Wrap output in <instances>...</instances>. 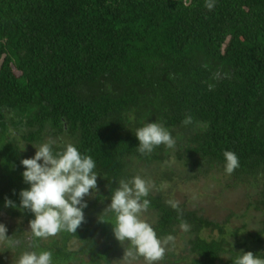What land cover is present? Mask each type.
<instances>
[{
	"label": "trees",
	"instance_id": "obj_1",
	"mask_svg": "<svg viewBox=\"0 0 264 264\" xmlns=\"http://www.w3.org/2000/svg\"><path fill=\"white\" fill-rule=\"evenodd\" d=\"M206 2L0 0V213L20 218L0 245V264H15L33 243V215L18 210L29 187L21 161L46 141L54 151L74 144L98 173L76 232L35 241L53 264H126L127 242L115 239L107 207L119 181L134 175L153 184L142 218L175 238L158 264L264 256V0H214L210 10ZM145 121L163 123L176 146L139 153L134 133ZM226 150L239 158L231 174ZM200 178L243 193L245 210L263 216L258 229L230 227L233 211L205 217L169 193L178 179Z\"/></svg>",
	"mask_w": 264,
	"mask_h": 264
},
{
	"label": "clouds",
	"instance_id": "obj_2",
	"mask_svg": "<svg viewBox=\"0 0 264 264\" xmlns=\"http://www.w3.org/2000/svg\"><path fill=\"white\" fill-rule=\"evenodd\" d=\"M187 3V0H185ZM214 0H207L206 7L210 10ZM193 123L188 115L182 121L184 126ZM138 141L137 151L150 154L160 145L168 149L176 146L172 132L161 122L145 121L135 130ZM31 158L21 161L24 171L23 180L27 189L19 192L18 210H28L33 218L29 221V230L33 243L23 250L15 264H53V253L41 249L37 240L54 237L62 231L75 233L84 221L83 209L87 207L84 197L90 190H96L98 173L97 165L89 155L81 153L72 143L64 144L59 151H54L53 142L46 141L35 148ZM224 170L231 174L239 167V158L232 151H224ZM153 184L150 180L134 175L121 179L118 186L111 191L107 211L114 214L112 225L117 241L127 245L124 250L126 264L143 257L145 264H158L164 258L167 246L174 242V237L168 235L161 238L153 226L143 219V213L149 208L147 199ZM175 209L178 204L170 202ZM5 207L17 208L10 199H5ZM184 232L190 230L187 222L180 225ZM7 228L0 223V240H9ZM10 241V246H15ZM233 264H264V256L251 251H240Z\"/></svg>",
	"mask_w": 264,
	"mask_h": 264
},
{
	"label": "rangeland",
	"instance_id": "obj_3",
	"mask_svg": "<svg viewBox=\"0 0 264 264\" xmlns=\"http://www.w3.org/2000/svg\"><path fill=\"white\" fill-rule=\"evenodd\" d=\"M168 190L176 201H185L193 208L202 209L205 217L208 218L223 220L230 211H233L238 216L233 215V217H230L228 222L230 227H241L245 224L243 228L254 230L258 229L260 221L263 219L262 214L255 212L253 209L246 211V201L243 193L233 188L224 187L223 181L218 184L212 179L200 178L189 184L184 179H178ZM244 211H246V214L241 216ZM19 222V217L7 215L5 212L0 213V223H3L7 228L6 234L14 230ZM24 228L27 231L28 226L25 225ZM203 234L208 237L215 236V232L209 230H205ZM3 242L4 240H0V245ZM10 258L14 260L13 256H10ZM176 264L187 263L185 260H180Z\"/></svg>",
	"mask_w": 264,
	"mask_h": 264
}]
</instances>
